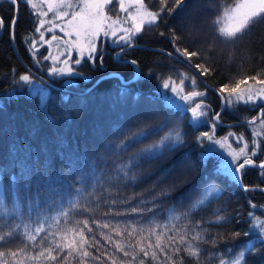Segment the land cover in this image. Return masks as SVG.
<instances>
[{"label":"snow or ice","instance_id":"snow-or-ice-1","mask_svg":"<svg viewBox=\"0 0 264 264\" xmlns=\"http://www.w3.org/2000/svg\"><path fill=\"white\" fill-rule=\"evenodd\" d=\"M12 8V18L9 24V37L14 40L16 36V24L19 20L20 5L31 6L33 18L38 17L34 31L39 34V41L31 37H24L26 47L30 55L35 59L39 47H48V54L43 56L44 61H50L46 72L56 78L81 77L90 81V77L77 70L82 62L87 61L95 68L99 46L105 41H110L119 47L116 58L119 60L121 54L131 51L136 47L135 41L144 31L146 26L158 28L161 24H167L166 17L183 11L187 6V0H156V10H152L145 0H118V9L115 16L109 14V5L113 0H7ZM200 7L205 12H212V0H202ZM123 13V15H121ZM51 14V19L49 15ZM225 15L235 22L228 28H220L218 38H235L238 34L245 32L253 25L264 21V0H240L232 8L225 10ZM192 22H198L194 16ZM58 21V22H57ZM4 26V18L0 17V29ZM47 26V27H46ZM43 30V31H42ZM61 35H56V31ZM181 27L180 31H183ZM45 33H51L50 39H45ZM161 37L164 32H159ZM173 43V51L176 57L183 58L184 63L195 70V75L188 76L180 73L177 82L172 75L161 78L154 70L142 73L139 70L140 62L136 59L123 61L133 67L135 75L132 79H124L118 73H111L110 77L120 81V87L116 96L112 97L115 103H125L131 96L133 107L136 108L140 101L141 92L136 91L133 95V84H139L143 80L155 75L159 90L156 95H162L167 109H177L181 115H187L190 125H207L209 130L200 131L195 137L196 145L204 146L199 154V162L206 161L221 155V151L227 157H221V161L215 170L217 177H227L231 182L238 184L243 192H264V187L259 185L250 186L242 183L246 169L256 168L259 175L264 178V159L257 161L254 157L261 149V137H264V69L255 75L244 76L234 83H224L214 89L219 95L221 110L231 109L235 111L238 105H251L258 108V113L245 123L252 126L253 139L251 146L243 134L237 135L228 132L217 136V128L222 123L221 111H213L211 105L207 104L205 91L197 90V76L203 77L209 74L210 69L201 63L192 64L194 57L200 56V52L188 47L176 46L178 36H169ZM55 42L56 52L52 51ZM194 47V43H193ZM73 52L77 58L72 59ZM172 57V52L165 53ZM100 67L103 68V54L99 56ZM36 64L41 61L35 60ZM106 77H101L97 85ZM188 81L192 90L185 91V81ZM73 81L69 80L71 84ZM18 83L26 85L32 95H39L42 105L47 100L48 90L39 86L34 81L33 74L26 72L18 78ZM97 85H94L95 88ZM93 89H88L90 94ZM69 97L64 96L67 101ZM154 97L148 96L152 101ZM84 101H82L83 103ZM210 113H212L210 115ZM259 129V130H257ZM116 140L109 141L104 147V165H111L103 169V179L97 175L95 160L87 159L85 166L76 167V158L72 155L67 157V167L73 170L72 182L66 192L68 195L79 193L82 187L92 188L93 191L101 189L107 195L90 196V204H82L73 201L67 202L69 208H60L58 214L52 217L57 222L63 218L65 227L56 231H49L44 226V221L39 217L34 221V226L29 227L27 223H15L13 214L20 215V205L15 194L12 195L13 203L11 209L5 206V198L0 192V248H6L18 237H22L23 247L16 250L8 248L0 251V264H72L75 260L78 264H184L183 252L190 257L193 264H201L200 256L201 242H207L204 236L203 225L210 223L221 228H229L233 222L240 224L244 222L241 214L232 217L220 215V209L215 213V220L196 221L194 226L190 219L196 209L203 208L216 201L223 199V192L214 182L212 176H199L186 179L195 168V164L188 160L186 155H181L167 166L161 167L158 172H145L143 165L154 162L166 155H173L183 149L187 143L186 133L182 130L179 122L173 123L171 119H160L158 112L151 105L137 109L127 125H116L113 128ZM230 137L238 145L234 147ZM251 149V150H249ZM115 156V160L110 157ZM145 181H153V186L148 189L146 199L141 193L134 197H123L125 189L137 188ZM97 185L100 187L97 188ZM82 186V187H78ZM27 193L31 191V178L24 185ZM60 195L59 192L56 193ZM108 196L114 198L109 199ZM174 196L183 197L177 206L168 207L162 202L172 199ZM48 202V201H45ZM56 200H52L55 207ZM103 204L109 209L103 213V222L93 219L89 224L88 219L69 221V209H74L78 214L91 216L94 209ZM250 208L255 209L256 204L249 202ZM264 208V205H260ZM122 208L123 211H112ZM28 211L32 208L29 205ZM250 228L259 232V245L255 241L248 243L247 247L240 251H233L230 244L241 236H249L248 231H231L228 234L217 237L210 236L211 244L215 249L218 244H223L224 251L215 250L211 259L218 264H250L249 254L255 255L264 249V220L256 217L253 212H248ZM31 219V217H28ZM175 221H184L177 226ZM69 223L73 226H67ZM94 228L99 231L100 236L106 242L101 244L96 238ZM5 229H8L5 231ZM197 229H201L197 231ZM107 230V231H103ZM87 233V235L85 234ZM193 233V234H190ZM90 237V239H89ZM46 242V246H45ZM29 249L34 255L29 254ZM175 258V259H174Z\"/></svg>","mask_w":264,"mask_h":264},{"label":"trees","instance_id":"trees-1","mask_svg":"<svg viewBox=\"0 0 264 264\" xmlns=\"http://www.w3.org/2000/svg\"><path fill=\"white\" fill-rule=\"evenodd\" d=\"M233 0H212L213 11L205 12L200 4L202 0H187V6L183 11L177 10V13L166 17L167 24H161L158 28L149 29L136 38V45L131 51L121 54V58H116L119 47L109 42L100 46L97 53L96 66L87 61V58L80 66L78 71L88 75L90 81H85L81 77H72V83L65 81L66 77H52L49 74L40 71L33 66L31 55L24 43V37L32 33L36 26V21L32 16L30 6L20 5L19 20L16 24L15 44L21 57L33 69L44 75L51 83H47L35 74L29 71L24 64L18 59L13 46L12 39L9 37V24L13 12L7 0H0V17L4 18V26L0 34V182L2 192L5 198V205L11 209L13 206L12 195L18 198L20 205V215L16 217L13 214L15 223H27L29 227L34 226V221L39 217L44 221V226L49 231H56L58 228L65 227V220L61 218L58 222L52 217L56 216L61 207L68 209L67 202H60L61 197L64 201H73L82 204H90V196L107 195L102 189L93 191L92 188L82 187L81 192L68 195L66 189L72 182L74 175L73 170L67 167V157L72 155L76 158V167L85 166L87 159L95 160L97 165V175L103 179V169L111 167L104 165V147L109 141L116 140V134L113 131L116 125H127L133 117V113L144 106L151 105L159 114L160 119H171L173 123L179 122L182 130L186 133L187 141L183 149L178 150L173 155H166L154 162L143 165L145 172H158L161 167L167 166L181 155H186L188 160L195 164V168L186 179L199 176H212V182L216 183L223 192V199L216 201L203 208L196 209L190 217L193 225L196 221L215 220V213L220 209L219 214L232 217L237 213L241 214L244 221L240 224L233 222L229 228H221L217 225L206 223L203 225L206 243L201 242L202 249L200 262L201 264H218L211 259L212 252L218 250L224 251L223 244H218L214 249L210 236L218 238L228 234L231 231H248L249 236H241L234 244L229 246L233 251H240L247 247L248 243L255 241L257 248L259 245V233L252 231L250 228V219L247 217L248 212L254 215L264 217V192H243L238 184L231 182L227 177L215 174L221 157L213 156L206 161V164L199 162V154L204 146L194 143L195 137L200 131L209 130L207 125L192 126L189 123L187 115H181L177 109H167L164 107L165 101L162 95H156L159 90L157 77L143 80L139 84H133V95L136 91L141 92L140 101L137 102L136 108L133 107L131 96L125 103H115L112 97L116 96L120 87L118 79L106 77L102 83L97 85L89 94L84 91L97 78L111 71L120 73L124 79H132L135 75L133 67L123 61L136 59L140 62L139 70L142 73H148L154 70L161 75V78H167L172 75L177 82L180 79V73L188 76L195 75V70L189 67L183 61L178 60L173 55H165L167 51H173V43H170L169 36H178L179 40L176 46L180 48L188 47L190 51L200 52V56L192 59V64L201 63L210 69L209 74L200 77L197 76V90L207 93L206 103L211 105L213 111H221L220 98L214 89L219 88L224 83H234L236 80L244 77L255 75L256 72L264 69V21L259 22L245 32L238 34L235 38H218L219 32L216 23L224 6L230 4ZM146 4L152 10H156V0H145ZM172 0H169L171 6ZM109 12L116 14L118 9V0H113L109 5ZM196 17L198 22L193 23L192 17ZM183 27V31H180ZM1 31V29H0ZM159 32H164L165 36L161 37ZM194 43V47H193ZM103 54L104 67H100L99 56ZM31 72L33 77H37L44 83L48 89V97L44 105L40 103L39 95H32L28 86L19 87L15 84L20 75ZM264 78V77H262ZM184 90H192L191 85L186 80ZM67 95L69 99L64 100ZM152 95L154 99L148 100ZM82 101H84L82 103ZM258 113V108L251 105H238L235 111L226 109L221 111L222 123L218 126L216 135L222 136L227 132L243 131L247 128L246 123H237V121L250 119ZM212 113H210L211 115ZM245 134L247 132L245 131ZM115 160L116 157H110ZM257 161L264 159V139L260 154L254 157ZM31 178V191L27 193L24 185ZM153 181H145L137 188L125 189L123 197H134L138 194H145L153 186ZM242 183L250 186L259 185L264 187V178L259 175L256 168H248L242 178ZM100 186L97 185V188ZM60 195L57 196L56 193ZM109 199L114 197L108 196ZM183 197L174 196L172 199H166L162 202L168 207L177 206ZM52 200H56L55 207L52 206ZM48 201V202H45ZM256 204L255 209L250 208L249 202ZM32 211H28V206ZM122 208H115L112 211H123ZM109 209L101 204V207L94 209L91 216L78 214L74 209H69V221L88 219L91 224L93 219L103 222V213ZM2 215V213H0ZM31 217V219H28ZM177 226H181L184 221H175ZM67 226H73L69 223ZM8 229H5L7 231ZM201 229H197L200 231ZM96 238L101 244L106 242L100 236L99 231L94 228ZM107 231V230H103ZM87 235V233H85ZM193 234V233H190ZM90 239V237H89ZM22 237H18L12 244L6 248H0V251H6L8 248L16 250L23 247ZM46 246V242H45ZM29 254L34 255V251L29 249ZM184 264H193L190 257L183 252ZM175 259V258H174ZM250 264H264V249L258 251L255 255L249 254ZM72 264H78L73 261ZM91 264V262H89ZM147 264V262H146Z\"/></svg>","mask_w":264,"mask_h":264},{"label":"rangeland","instance_id":"rangeland-1","mask_svg":"<svg viewBox=\"0 0 264 264\" xmlns=\"http://www.w3.org/2000/svg\"><path fill=\"white\" fill-rule=\"evenodd\" d=\"M34 2H35V0H34ZM238 2H240V0H233L230 4H228V5H226V6H224L223 7V9L221 10V13H220V15L217 17V19H216V23H217V25H218V28L220 29V28H225V29H228V28H230L233 24H234V20L233 19H231L230 18V15L229 16H226L225 15V10L226 9H230V8H232L236 3H238ZM31 7V6H30ZM118 7H119V5H118ZM109 14L110 15H113V16H115L114 14H112L111 12H109ZM121 15H123V13H121ZM49 19H51V14L49 15V17H48ZM35 19V21H37L39 18L38 17H36V18H34ZM58 22V21H57ZM37 26V25H36ZM35 26V27H36ZM47 27V26H46ZM43 31V30H42ZM51 33H45V39H50L51 38ZM56 35H61V33H59V31L57 30L56 31ZM26 37H31V38H34L35 40H37V41H39V34L38 33H36L35 31H33L32 33H30L29 35H27ZM24 39V38H23ZM106 42V41H105ZM107 42H109V43H111L110 41H107ZM24 43H25V40H24ZM26 44V43H25ZM112 44V43H111ZM37 47L39 48V51L37 52V54H36V57H35V59L31 56V61H32V64H33V66H35V67H37L40 71H42V72H45V73H47L46 72V68L49 66V64H50V61H44L43 60V56L44 55H47L48 54V47L47 46H44V47H39V44H37ZM98 48L100 49V46L98 45ZM52 51L55 53L56 52V47H55V42H54V44H53V47H52ZM75 58H77V56H76V53L75 52H73V55H72V59L74 60ZM35 60H39V61H41V63L38 65V64H36L35 63ZM78 70V69H77ZM48 74V73H47ZM88 76V75H87ZM33 79H34V81H37L38 83H39V86H41V87H45V85H44V83H42V81L40 80V79H38L37 77H33ZM72 79V77H66V79H65V81H69V80H71ZM15 84H17L19 87H24V86H26V85H24V86H22L20 83H18V81H15ZM46 88V87H45ZM47 89V88H46ZM48 90V89H47ZM49 93V92H48ZM40 97V96H39ZM206 102V101H205ZM40 103H41V105H42V102H41V98H40ZM45 103V102H44ZM44 103H43V105H44ZM247 125V124H246ZM257 130H259V129H257ZM245 131L247 132V134H245ZM229 132H234V133H236L237 135H240V134H243V136H244V138L246 139V140H248L249 141V145L251 146V140L253 139V130H252V126H249V125H247V128L246 129H244L243 131H241V132H239V131H233V130H231V131H229ZM228 133V132H227ZM226 133V134H227ZM264 139V137H261V148H262V140ZM230 140L232 141V144H233V146L234 147H238V146H242V145H238L237 143H236V141L233 139V138H231L230 137ZM249 150H251V149H249ZM260 151H261V149H260ZM260 151L257 153V156L260 154ZM223 156V158L224 159H227V157L223 154V152L221 151V155H220V157H222ZM256 156V157H257ZM216 184V183H215ZM217 185V184H216ZM218 186V185H217ZM218 187H220V186H218ZM0 192H2V186H1V182H0ZM3 193V192H2ZM14 202H16V201H13V203ZM6 206V205H5ZM7 207V206H6ZM256 217H259L261 220H264V217H262V216H260V215H255ZM251 230L252 231H255V232H258V230L257 229H255V228H251ZM259 233V232H258Z\"/></svg>","mask_w":264,"mask_h":264},{"label":"water","instance_id":"water-1","mask_svg":"<svg viewBox=\"0 0 264 264\" xmlns=\"http://www.w3.org/2000/svg\"><path fill=\"white\" fill-rule=\"evenodd\" d=\"M2 33V29L0 31V34ZM136 45H140L138 43H135ZM12 46H13V49L18 57V59L24 64V66L29 70L31 71L33 74H35L38 78H40L41 80L47 82V83H51V81H49L44 75H42L41 73H39L38 71H36L35 69H33L29 64L26 63V61L21 57L17 47H16V44H15V41L12 40ZM119 52V51H118ZM167 52H171V51H167ZM173 56L175 58H177L178 60L180 61H183V58H179V57H176V54L172 53ZM184 62V61H183ZM111 73H114V71H111L107 74H104L102 76H100L99 78H97L88 88H86L84 91H87L88 89H91L94 85L97 84V81L101 79V77H108L110 76ZM115 73H118V72H115ZM121 77H123L120 73H118ZM130 80V79H129ZM222 111V110H221ZM245 120H242V121H237V122H233V123H228L229 125H232V124H237V123H244Z\"/></svg>","mask_w":264,"mask_h":264}]
</instances>
